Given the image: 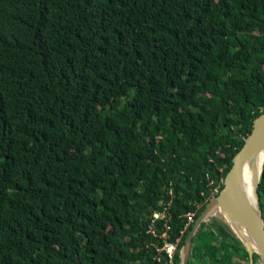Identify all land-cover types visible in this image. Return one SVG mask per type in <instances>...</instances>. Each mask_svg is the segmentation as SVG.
Returning <instances> with one entry per match:
<instances>
[{
    "label": "trees",
    "instance_id": "obj_1",
    "mask_svg": "<svg viewBox=\"0 0 264 264\" xmlns=\"http://www.w3.org/2000/svg\"><path fill=\"white\" fill-rule=\"evenodd\" d=\"M262 113L264 0H0V264H182ZM191 264L251 259L213 218Z\"/></svg>",
    "mask_w": 264,
    "mask_h": 264
},
{
    "label": "water",
    "instance_id": "obj_2",
    "mask_svg": "<svg viewBox=\"0 0 264 264\" xmlns=\"http://www.w3.org/2000/svg\"><path fill=\"white\" fill-rule=\"evenodd\" d=\"M262 151H264V113L254 120L251 134L245 138L242 149L234 157L233 165L225 177L223 189L218 195L212 197L195 222L196 224L182 250V264H191L195 237L202 225L213 216L212 213L215 209L220 210L229 218L228 222L225 218L224 221L247 248L251 264H256V254L261 256L264 264V214L259 193L264 165L259 178L255 180L257 204L245 186V173H243L245 165L251 163L257 175L254 160ZM253 245L258 250H255Z\"/></svg>",
    "mask_w": 264,
    "mask_h": 264
},
{
    "label": "bare ground",
    "instance_id": "obj_3",
    "mask_svg": "<svg viewBox=\"0 0 264 264\" xmlns=\"http://www.w3.org/2000/svg\"><path fill=\"white\" fill-rule=\"evenodd\" d=\"M254 162H255V166H256L257 175L255 174V172H254V170L252 168L253 165H251V163L245 165L243 173H245V186L246 185L249 186L250 195L253 197L255 203L257 204V200H256V196H255V180H257V178H259V176H260V174L262 172V168H263V165H264V151L260 152L257 155V157L255 158ZM212 215L213 216H220L223 219L225 218L227 222L229 221L228 220L229 218L226 217L225 214L222 213L218 209H215L213 211ZM234 228H237V227H234ZM242 230L247 234V232L243 228H242ZM247 236L250 237L249 234H247ZM252 242H253V240H252ZM254 248H255V250H258L256 246H254Z\"/></svg>",
    "mask_w": 264,
    "mask_h": 264
},
{
    "label": "built area",
    "instance_id": "obj_4",
    "mask_svg": "<svg viewBox=\"0 0 264 264\" xmlns=\"http://www.w3.org/2000/svg\"><path fill=\"white\" fill-rule=\"evenodd\" d=\"M215 192H218L217 189H215ZM169 206V205H168ZM168 206L165 207V211L164 212H156L153 217V225L150 226V233H152L153 235H155V229H156V226H155V222L156 220H160V219H164L165 216H166V212L168 210ZM188 219H189V222H193V219H194V214L193 213H189L187 215ZM166 229L168 230V226L165 225ZM165 240H166V237H167V233L164 232L163 233V236H162ZM178 250V244L177 243H170L168 241H165L164 243V246L162 248H157V251L160 253V252H165L167 253L168 255V258H169V263L168 264H174V258H175V254Z\"/></svg>",
    "mask_w": 264,
    "mask_h": 264
},
{
    "label": "rangeland",
    "instance_id": "obj_5",
    "mask_svg": "<svg viewBox=\"0 0 264 264\" xmlns=\"http://www.w3.org/2000/svg\"><path fill=\"white\" fill-rule=\"evenodd\" d=\"M249 194H250V190H249ZM213 218H217V219H219L220 221L225 222L224 219H223L222 217H220V216H212L209 220H211V219H213ZM225 223H226V222H225ZM257 264H263L262 259H261L260 261H258Z\"/></svg>",
    "mask_w": 264,
    "mask_h": 264
}]
</instances>
